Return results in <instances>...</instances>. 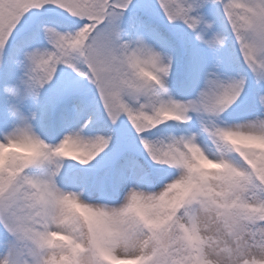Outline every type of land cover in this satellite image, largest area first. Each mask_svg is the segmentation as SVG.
<instances>
[{
	"label": "snow or ice",
	"instance_id": "snow-or-ice-1",
	"mask_svg": "<svg viewBox=\"0 0 264 264\" xmlns=\"http://www.w3.org/2000/svg\"><path fill=\"white\" fill-rule=\"evenodd\" d=\"M0 264H264V0H0Z\"/></svg>",
	"mask_w": 264,
	"mask_h": 264
}]
</instances>
